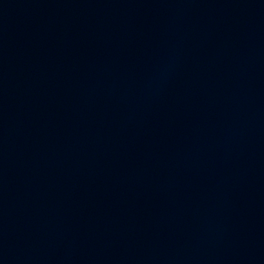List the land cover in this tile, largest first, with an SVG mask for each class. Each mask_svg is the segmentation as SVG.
Instances as JSON below:
<instances>
[{
  "label": "water",
  "instance_id": "obj_1",
  "mask_svg": "<svg viewBox=\"0 0 264 264\" xmlns=\"http://www.w3.org/2000/svg\"><path fill=\"white\" fill-rule=\"evenodd\" d=\"M0 264H264V0H0Z\"/></svg>",
  "mask_w": 264,
  "mask_h": 264
}]
</instances>
